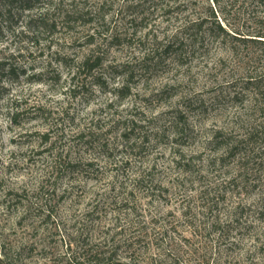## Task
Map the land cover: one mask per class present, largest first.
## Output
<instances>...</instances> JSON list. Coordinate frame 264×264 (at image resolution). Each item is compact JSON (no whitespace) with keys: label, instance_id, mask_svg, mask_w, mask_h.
<instances>
[{"label":"rangeland","instance_id":"rangeland-1","mask_svg":"<svg viewBox=\"0 0 264 264\" xmlns=\"http://www.w3.org/2000/svg\"><path fill=\"white\" fill-rule=\"evenodd\" d=\"M0 2V258L264 264V0Z\"/></svg>","mask_w":264,"mask_h":264},{"label":"trees","instance_id":"trees-1","mask_svg":"<svg viewBox=\"0 0 264 264\" xmlns=\"http://www.w3.org/2000/svg\"><path fill=\"white\" fill-rule=\"evenodd\" d=\"M8 1H10V0H8ZM13 1V0H12ZM18 2H21V4L22 3H26V2H29V1H32V0H17ZM1 3V2H0ZM14 3V2H13ZM7 7H11V6H9L10 5V2H8V3H6L5 4ZM23 9H30V6H28V5H26V6H23ZM11 12V10L9 11H5V15H7V14H9ZM0 17H2L1 16V14H0ZM220 28H221V26H219ZM81 67L82 68H87V70L89 69V71H91V70H93L95 67H97L96 66V61H92V58L90 57V56H88V57H86L84 60H83V62H82V64H81ZM92 259H90V262H92V263H94V264H97V262H99L100 260H101V258H99L98 256H97V254H95V255H93L92 257H91ZM0 264H10L9 263V261H8V259L7 258H5V257H2V258H0Z\"/></svg>","mask_w":264,"mask_h":264}]
</instances>
